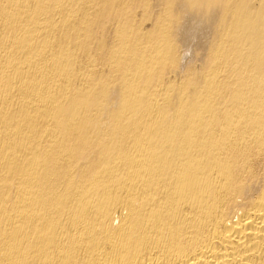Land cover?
Masks as SVG:
<instances>
[{"label":"bare ground","instance_id":"bare-ground-1","mask_svg":"<svg viewBox=\"0 0 264 264\" xmlns=\"http://www.w3.org/2000/svg\"><path fill=\"white\" fill-rule=\"evenodd\" d=\"M0 264H264V0H0Z\"/></svg>","mask_w":264,"mask_h":264}]
</instances>
